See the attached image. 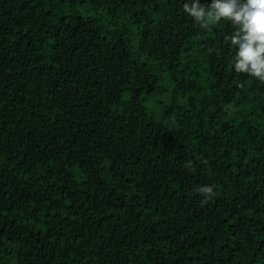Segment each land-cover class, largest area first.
Here are the masks:
<instances>
[{
    "label": "trees",
    "instance_id": "trees-1",
    "mask_svg": "<svg viewBox=\"0 0 264 264\" xmlns=\"http://www.w3.org/2000/svg\"><path fill=\"white\" fill-rule=\"evenodd\" d=\"M0 264H264V0H0Z\"/></svg>",
    "mask_w": 264,
    "mask_h": 264
}]
</instances>
